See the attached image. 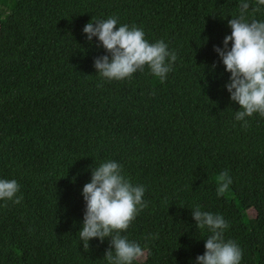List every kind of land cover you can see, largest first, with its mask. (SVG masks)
I'll use <instances>...</instances> for the list:
<instances>
[{
    "label": "trees",
    "instance_id": "1",
    "mask_svg": "<svg viewBox=\"0 0 264 264\" xmlns=\"http://www.w3.org/2000/svg\"><path fill=\"white\" fill-rule=\"evenodd\" d=\"M247 2L246 19L264 21V5ZM239 3L0 0V179L23 196L0 201V264H108L110 239L85 251L78 232L83 186L109 160L146 189L148 206L122 233L144 250L133 264H196L211 235L196 227L197 205L228 222L241 264H264V117L247 128L235 119L241 106L214 50ZM109 17L176 53L166 80L147 66L122 81L98 75L94 61L109 53L83 28ZM225 170L232 183L218 197Z\"/></svg>",
    "mask_w": 264,
    "mask_h": 264
},
{
    "label": "clouds",
    "instance_id": "2",
    "mask_svg": "<svg viewBox=\"0 0 264 264\" xmlns=\"http://www.w3.org/2000/svg\"><path fill=\"white\" fill-rule=\"evenodd\" d=\"M254 12L260 11L264 0H256ZM250 8L247 0H240L239 16L228 21L232 30L225 37L224 47H215L226 71L229 83L226 85L231 100L241 106L235 119L247 128V118L259 113L264 117V21L246 19ZM118 18L87 23L83 32L91 41L98 37L109 55L97 57L94 67L98 75L108 81L131 79L134 73L143 72L147 66L161 81L167 79L177 59L174 51L159 40L149 43L143 29L127 24L118 26ZM231 47L229 48V44ZM217 196H223L232 183L227 170L220 173ZM17 180L0 179V201L7 207L9 201L20 204L23 200ZM143 185H134L122 174V166L109 160L92 170L89 183L83 186L82 195L86 203L83 227L78 232L85 251L90 249V241L99 238L103 242L110 239L111 247L104 259L108 264H133L144 255L139 243L130 241L126 232L136 217L147 206L143 199ZM196 227L207 229L211 235L205 242V252L196 258V264H241L243 252L232 240L225 241L224 232L228 222L220 214L201 211L197 205L192 209ZM155 238V235L153 236ZM114 249V250H113Z\"/></svg>",
    "mask_w": 264,
    "mask_h": 264
},
{
    "label": "rangeland",
    "instance_id": "3",
    "mask_svg": "<svg viewBox=\"0 0 264 264\" xmlns=\"http://www.w3.org/2000/svg\"><path fill=\"white\" fill-rule=\"evenodd\" d=\"M251 215H253V212H250Z\"/></svg>",
    "mask_w": 264,
    "mask_h": 264
}]
</instances>
